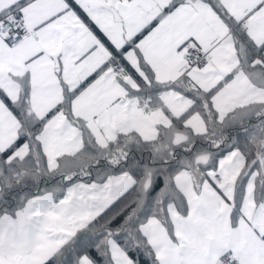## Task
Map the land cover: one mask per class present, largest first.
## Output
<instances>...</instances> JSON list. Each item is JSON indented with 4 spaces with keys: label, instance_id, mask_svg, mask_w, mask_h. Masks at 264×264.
Masks as SVG:
<instances>
[{
    "label": "snow or ice",
    "instance_id": "6c2138e0",
    "mask_svg": "<svg viewBox=\"0 0 264 264\" xmlns=\"http://www.w3.org/2000/svg\"><path fill=\"white\" fill-rule=\"evenodd\" d=\"M0 264H264V0H0Z\"/></svg>",
    "mask_w": 264,
    "mask_h": 264
}]
</instances>
